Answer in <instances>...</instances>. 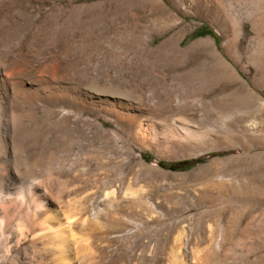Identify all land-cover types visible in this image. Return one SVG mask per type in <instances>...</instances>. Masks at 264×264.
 I'll use <instances>...</instances> for the list:
<instances>
[{
    "label": "rangeland",
    "instance_id": "1",
    "mask_svg": "<svg viewBox=\"0 0 264 264\" xmlns=\"http://www.w3.org/2000/svg\"><path fill=\"white\" fill-rule=\"evenodd\" d=\"M0 38L24 71L93 97L65 99V131L40 111L16 124V162L0 167V194L28 186L53 213H82L76 243L0 204V264H62L60 251L74 264H264V0H0ZM125 96L142 132L93 102ZM96 203L101 224H88Z\"/></svg>",
    "mask_w": 264,
    "mask_h": 264
},
{
    "label": "bare ground",
    "instance_id": "2",
    "mask_svg": "<svg viewBox=\"0 0 264 264\" xmlns=\"http://www.w3.org/2000/svg\"><path fill=\"white\" fill-rule=\"evenodd\" d=\"M46 78L36 73L24 71V69L21 68L19 51L12 50L8 53L0 47V167L14 165L16 162L15 152L16 147L19 146V141L14 132L16 124L30 121L32 118L37 117V111H40V116H47L48 119H54L59 131H65L66 119L63 110L65 105L64 102H66L65 99H71L76 105L84 103L87 98L93 100V97H87L88 94L84 95L79 92L78 89L77 91H75V89L74 91L72 90V94H69V91L67 92V87L63 85L59 77H54V80L50 78L53 81H47ZM35 100H39L45 104L39 108L35 105ZM94 100L93 102L103 109L104 112L112 114L117 120L125 121L133 126L136 131H141L142 128L145 129L142 126V121L144 120L141 118L143 109L140 107V102L128 99L126 96L118 99H111L112 101L107 98L98 100L94 98ZM168 104L169 102L165 103V105H167L166 108H168ZM77 127H79V121L76 120L73 123L72 131L75 135H80V129ZM9 189L10 185H6L4 190L5 193L0 194V204L14 201L13 204H10L11 209H13L12 211L14 214H22L19 220H21L23 224L18 223L20 227L21 225L23 227L26 225L28 231L31 232L35 227L45 225L49 231L53 228V232L51 231L52 234H48L51 235L52 239H58L60 242L64 243L67 237H72L70 242L73 244L76 243L77 238H74L72 228H79L80 232L84 219L82 213L74 210L75 207H73V209H65L66 211L63 210L59 213H53L51 209L47 207V203L39 200L37 195H35L36 197L28 195V186L21 189L23 191L18 195H13V197L8 193ZM111 193H113V191L107 192L105 196ZM92 210L95 220L88 224L100 225L97 203L93 205ZM8 216H11V213L6 212L5 215L0 217V227H4L5 224H7L5 220H7ZM4 217L6 218L4 219ZM15 220L18 222L17 219ZM33 242L34 241L31 240V243ZM57 255V258L61 259L62 264H74L65 257V253L60 251Z\"/></svg>",
    "mask_w": 264,
    "mask_h": 264
},
{
    "label": "trees",
    "instance_id": "3",
    "mask_svg": "<svg viewBox=\"0 0 264 264\" xmlns=\"http://www.w3.org/2000/svg\"><path fill=\"white\" fill-rule=\"evenodd\" d=\"M198 161H199V159H193L190 161H183V162H174V163H163V162H161L160 165L164 166V167H168L170 169H185V168L191 166L192 164H194Z\"/></svg>",
    "mask_w": 264,
    "mask_h": 264
}]
</instances>
